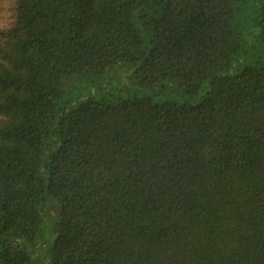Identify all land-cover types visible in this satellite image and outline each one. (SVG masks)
<instances>
[{
  "label": "trees",
  "instance_id": "16d2710c",
  "mask_svg": "<svg viewBox=\"0 0 264 264\" xmlns=\"http://www.w3.org/2000/svg\"><path fill=\"white\" fill-rule=\"evenodd\" d=\"M0 9V264H264V0Z\"/></svg>",
  "mask_w": 264,
  "mask_h": 264
},
{
  "label": "rangeland",
  "instance_id": "374dc122",
  "mask_svg": "<svg viewBox=\"0 0 264 264\" xmlns=\"http://www.w3.org/2000/svg\"><path fill=\"white\" fill-rule=\"evenodd\" d=\"M6 15L0 9V25L5 21ZM100 84L109 89H116L118 86H124L123 92L109 98L110 100H116L121 97H127L128 95H133L135 93L142 94L138 91V85L135 75L132 72V67L130 65H118L104 73L100 79ZM116 91V90H115ZM82 94H86V91H82ZM179 91L175 86L168 87L166 90H155L152 95V99L156 103H164L171 101L174 98V95H178ZM151 95V94H150ZM87 96V95H85ZM190 101H197L196 99L189 98ZM44 214L46 216V223L41 239L40 248L35 252L32 257V264H42L47 262L50 259L52 245L56 236L55 225L56 214H57V205L53 197H47L45 202Z\"/></svg>",
  "mask_w": 264,
  "mask_h": 264
}]
</instances>
